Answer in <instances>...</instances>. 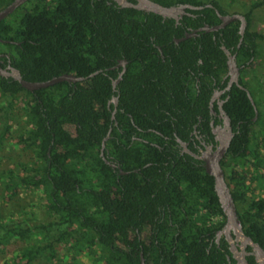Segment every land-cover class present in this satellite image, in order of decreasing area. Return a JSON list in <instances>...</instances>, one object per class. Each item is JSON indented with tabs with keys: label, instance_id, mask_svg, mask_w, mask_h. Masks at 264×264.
<instances>
[{
	"label": "trees",
	"instance_id": "1",
	"mask_svg": "<svg viewBox=\"0 0 264 264\" xmlns=\"http://www.w3.org/2000/svg\"><path fill=\"white\" fill-rule=\"evenodd\" d=\"M10 1L0 0V8ZM108 1L30 0L16 17L0 21V51L9 50L25 80L45 81L64 73L86 77L98 71L82 82L62 81L34 91L0 76V97L8 99L0 106V148L14 125L11 98L26 92L30 101L22 108L24 127L12 144L41 159L37 165L19 162L21 174L12 168L0 171L3 190L11 196L19 188L41 190L46 206V218L33 224L28 220L34 217L21 210L12 211L7 220L0 214V251L20 241L2 264H64L54 261L58 248L70 254L67 264H76L82 255L99 264H141L140 250L145 264H226V242L218 246L212 241L225 216L202 161L178 157L161 141V148L144 145L139 150L120 131H137L124 123L128 112L143 130H156L172 142L174 132L186 139L198 115L207 114L213 82L227 72L222 45L243 65L240 84L249 91L257 117L253 120L254 105L246 90L233 85L223 108L235 133L221 166L244 232L264 249V195L245 202L252 186L264 182V34L251 26V14L264 8V0L244 2V12H229L221 3L239 0H154L165 6H203L187 9L193 15L181 19L192 27L220 23L216 10L243 14L247 26L240 44L239 20L175 44L182 28L174 19ZM122 58L129 66L118 84L115 126L107 107L109 75L115 76L110 67ZM110 127L114 136L105 144L123 169L151 162L140 176L115 175L98 155ZM205 130L211 134L207 123ZM239 163H250L253 169L246 174ZM113 187L118 192L114 197ZM146 226L151 231L148 244L142 238Z\"/></svg>",
	"mask_w": 264,
	"mask_h": 264
},
{
	"label": "water",
	"instance_id": "2",
	"mask_svg": "<svg viewBox=\"0 0 264 264\" xmlns=\"http://www.w3.org/2000/svg\"><path fill=\"white\" fill-rule=\"evenodd\" d=\"M26 0H13L8 5L0 9V21L5 19L10 13L14 11L19 5L24 3ZM117 4L121 7H131L135 8L144 12H153L162 16L163 18H175L178 19V15L185 14L186 8L190 9H200L203 6H194L188 3H182L177 5H169L165 6L162 5L154 0H134V2L130 0H114ZM206 6H212L211 4H207ZM220 18V23L216 25L209 26L205 24L201 29L207 32L209 31H217L223 27H225L228 23L234 20L240 21L239 26V34L240 41L242 40V36L245 32L247 21L243 14L240 13H232V14H220L218 10H216ZM238 44V45H239ZM223 51L227 56V69L228 75L230 76L229 85L232 82L238 84V74L239 68L236 63L235 55L230 54V51L225 47L221 46ZM6 57L8 59V65L6 67L1 66V58ZM10 54L9 53H0V76L8 78L11 77L14 80L18 81L20 85L28 91H34L36 89L46 88L56 83L67 81V82H79L88 77H91L97 73V71L89 74L88 76H76L71 73H64L61 75L53 76L48 80L45 81H28L25 80L18 68L12 66L10 64ZM124 64L125 61H121ZM125 68L123 69V71ZM116 82V81H115ZM239 85V84H238ZM242 89L244 87L240 86ZM246 90V89H245ZM246 93L251 100L252 104L254 105L253 99L248 90ZM116 100V99H115ZM221 115L224 119L223 126H217L213 128L214 138L217 141V145L213 148L212 145H206L205 150L201 152L200 155L193 153L191 150L186 148V143L178 140L181 142L182 145L185 146V150L194 156L195 158L200 159L203 162L205 172L213 177L214 183L213 188L214 192L217 195L219 205L222 209V212L225 216V222L218 231V235L224 234L225 238L229 243H233V236H235V240L240 241V245L238 249L233 244L231 246V251L235 254L236 262L234 264H250L246 259V255L250 254L253 255L255 258V264H264V249L255 242L249 235L244 232L243 225L241 220L238 217V211L236 207V203L234 202L231 188L229 187L227 180L225 178L224 169L221 166V160L224 158L230 142L234 136V132L232 131L231 120L229 115L225 112V110L220 107ZM255 109V116L254 119L257 117V109L254 105ZM251 247V252L246 251V247ZM141 263H143V258H141Z\"/></svg>",
	"mask_w": 264,
	"mask_h": 264
},
{
	"label": "flooded vegetation",
	"instance_id": "3",
	"mask_svg": "<svg viewBox=\"0 0 264 264\" xmlns=\"http://www.w3.org/2000/svg\"><path fill=\"white\" fill-rule=\"evenodd\" d=\"M12 1L13 0H11L10 2H12ZM28 1H30V0H26L24 3L19 5L6 18L10 19V18L16 17V14L19 12V9H22L25 5H27ZM110 1H114V0H109L108 3ZM130 1L134 2V0H130ZM177 4H182V3H177ZM177 4H174V5H177ZM5 6H3V7H5ZM187 9H190V8H186L185 9V11H186L185 14L178 15L179 16L178 19H175V18L171 17L172 19H174L175 25L176 26L180 25L181 28H182V35H180L179 37H174L173 38V41H174L175 44H178L179 42H181V41H183L185 39H189L191 37L197 38V37L200 36V34L203 31H205V30L201 29L205 24L201 25V26H198V27H192L191 25H188L187 23L182 24L181 19L184 16L193 15L192 13L188 12ZM230 14H232V13H230ZM4 41H8V40H4ZM157 49L160 52L161 58L164 59L162 48L160 46H158ZM0 53H4V54L5 53H9L10 54V52L6 51V50H2V51H0ZM230 54H234L235 55V59H236V54L235 53H231L230 52ZM1 60H2L1 66L2 67H6L8 65V59L3 56L1 58ZM9 60H10V64L12 66H14V60L12 59L11 55H10V59ZM121 61H125L124 64H122ZM236 63H237V61H236ZM128 66H129V61L127 59H125V58H122V59H118L114 66L110 67V69L111 70H115L116 73H115L114 77L109 75L110 82H111L112 94H111L110 98L107 101V107L111 111L110 118L113 121V124L115 126H118V124H119L118 120L116 119V113H117V108H118V103H119V94H120V89L118 87V84L124 78V75L126 74V72L128 70ZM226 66H227V60H226ZM237 66L239 68V74H238V84L239 85L236 84L235 82H232V84L229 85L230 76L227 74L228 73V69H227V72L221 77L219 82H217V81L213 82L214 88H213L212 94L210 95V98H209V100L207 102V107H208L207 114H206V116L198 115L197 121H196V123H194L192 125V130L189 132V134L186 137V139L181 138L180 136L177 135L176 132H174L173 139H174L175 142H172L171 141V137L166 136V135H162L159 132H157L156 130H151V129L143 130L142 128H140V127H138L136 125V123L134 122L131 114L126 112V118L124 119V123L127 125L130 122L131 124H133L136 127L137 131H132L130 133L128 130H126V131L120 130L121 133H123V140H126V141L130 140L129 141V145L138 147L139 150H142V147L144 145H148V146L151 145V146H154V147L161 148V145L159 143L161 141L163 144L169 145L173 151H176L178 153V157H183V158H185V155L192 156L191 154H189L185 150L186 148H188L189 150H191L193 153H195L197 155H200L201 152L203 150H205V146L206 145H210L211 144L212 147L214 148L217 145V141L214 138L215 135L213 133V128L217 127V126H223V123H224V119H223V117L221 115V112H220L219 108L220 107L223 108L224 103L226 102V100L229 97L228 92L231 90L233 85H237L239 87L240 86L244 87L243 85L240 84V80H241L240 68L243 67V65L239 66L237 64ZM124 68H125V70L123 71ZM71 74H74V73H71ZM82 81H79V82H82ZM128 82L129 81L126 80V83H128ZM198 82H199V78L196 77V79L194 81V84H195L196 87H198ZM68 83H77V82H68ZM244 88L246 89V87H244ZM121 111H124V110L121 109ZM254 112H255V109H254ZM255 119L253 117V120H255ZM205 123H207L209 125L211 134H208L207 131L205 130ZM232 125L233 124L231 122V126ZM145 131L146 132L153 131L154 134L153 135H149V134H146ZM232 131H233V126H232ZM111 132H112V127H110L108 129L107 134L102 138L101 146L99 148L100 150L98 152V155L100 156V158L103 160V162L105 164H107V165H109L111 167V169H112V171H113V173L115 175L119 174V175L122 176V175H129L131 173H136L137 175L140 176L141 173H142L141 169L144 168L145 166L151 164V162H148V163H146L145 165H143L141 167H136V168L135 167H130V168H124L123 169L119 159L112 152V149L110 147H107L106 144H105V141L107 139H110L111 137L114 136L113 134H111ZM210 135H211V137H210ZM178 140L186 143V148ZM136 154H138V151L136 152ZM192 157H194V156H192ZM195 159H198V158H195ZM198 160H200V159H198ZM128 161H129V164L132 162L131 159H129ZM202 165H203V162H202ZM156 173H157L156 175H159V169H158V171ZM139 176L137 178H139ZM159 184L160 183H156L155 185L159 186ZM113 190L114 191L111 193L112 197H114L116 192H117V189L115 187H113ZM223 224L220 227H218V228H214V238L212 239V241L216 242L218 246L220 245L221 242H223V241L226 242V245H227L226 247H227V250H228V252L225 253L226 254V259H227V263L226 264H234L236 262V257H235V254L231 251V246L233 244L235 247L240 249L239 245H240L241 242L235 240V236H233V243L231 244V243H229L227 241V239L225 238V235L223 233L218 235V231L221 230ZM207 234L209 235L210 232H207ZM150 236H151L150 228L146 226L145 230L142 232V238H143V240H144V242L146 244L149 243ZM155 242L157 243L156 240H155ZM251 250H252L251 247H249V246L246 247V251L251 252ZM141 258H143V263H141V264H145V259H144L142 250H140V261H141ZM249 258H252V263L249 262ZM246 259L248 260V262L250 264H255L256 263L255 258H254L253 255H250V254L246 255Z\"/></svg>",
	"mask_w": 264,
	"mask_h": 264
},
{
	"label": "rangeland",
	"instance_id": "4",
	"mask_svg": "<svg viewBox=\"0 0 264 264\" xmlns=\"http://www.w3.org/2000/svg\"><path fill=\"white\" fill-rule=\"evenodd\" d=\"M250 1L253 0H239L231 5H227L225 1H222V5L226 10H229V12L239 11L244 12L246 11V8L244 7V2L250 3ZM251 26L253 29L258 31L259 33L264 34V8H257L254 9L251 14ZM6 51H9L8 49H5ZM258 68V67H257ZM262 83L264 85V76H262ZM28 99L30 101L29 96H27L26 92H23L18 97L11 98L13 100V112L11 114V118L13 120L12 125V133L10 136H7L6 140L4 141L2 147L0 148V171L5 170L7 168H12L16 170V172H20V174L23 172L21 171L18 163H28L30 165H37L40 163V158L35 155L32 150L27 149L24 150L22 147L18 146L14 143L15 136L17 133V130L24 127V111H23V105L25 103V100ZM8 100L6 98L0 97V106L5 104ZM5 102V103H4ZM1 127V126H0ZM66 132H69L70 134L73 133V128L70 126L64 127ZM260 154L264 157V147L260 149ZM238 168L243 171L249 173L253 167L250 163L243 164L239 163ZM264 171V168L261 170ZM248 183V182H247ZM249 184V183H248ZM250 185V184H249ZM254 191L246 195L245 202L251 201L253 198L258 199L264 195V182L262 185H253ZM24 211L26 214H31V217H34L33 220H28L29 224H33L39 220L45 219L46 216V206L44 205V198L42 195L41 190H32L30 188L23 189L19 188L17 190V194L14 196H11V192L9 190H3V184L0 181V214L2 216V219L7 220L9 219V216H12V211ZM25 215V216H27ZM33 215V216H32ZM17 216V215H16ZM25 218V217H24ZM1 220V219H0ZM19 240H15L8 249H4L3 252L0 251V264H2L3 260L8 258L9 256L13 255L15 252L14 250L18 247ZM71 256L68 253H64L58 248L57 251V257L54 261H62V263L67 264L70 262ZM76 264H99L92 261L91 258H89L87 255H82L78 258V261H76Z\"/></svg>",
	"mask_w": 264,
	"mask_h": 264
}]
</instances>
